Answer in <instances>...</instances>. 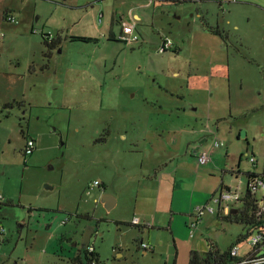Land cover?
Returning <instances> with one entry per match:
<instances>
[{
  "label": "rangeland",
  "instance_id": "1",
  "mask_svg": "<svg viewBox=\"0 0 264 264\" xmlns=\"http://www.w3.org/2000/svg\"><path fill=\"white\" fill-rule=\"evenodd\" d=\"M125 26L137 41L120 40ZM167 38L173 48L160 53ZM174 143L190 144L193 162L171 168L184 181L175 210L222 187L245 194L246 173L264 175V0H0V264H74L88 228L102 264L248 255V239L236 246L246 226L218 214L193 236L184 215L172 229L130 224V176L153 182L139 208L154 207ZM201 166L195 195L189 176ZM104 193L119 204L107 210Z\"/></svg>",
  "mask_w": 264,
  "mask_h": 264
},
{
  "label": "built area",
  "instance_id": "2",
  "mask_svg": "<svg viewBox=\"0 0 264 264\" xmlns=\"http://www.w3.org/2000/svg\"><path fill=\"white\" fill-rule=\"evenodd\" d=\"M9 22H14L13 18L8 17ZM120 40L126 42H135L138 40L137 36L134 35V27L132 26H125L123 29V34L120 37ZM173 48V42L171 39L167 38L163 40L162 46L159 48L160 53H165L170 51ZM208 133L213 134L212 132L208 131ZM215 135V133H214ZM221 143L219 140H216L215 146H220ZM36 149L35 139L28 136L27 139V147L26 153L32 154ZM213 156V150L207 151L202 155L198 156L199 165H206L208 164ZM254 161V160H252ZM97 184V182H96ZM242 190L239 189L238 191H232L229 188H222L220 195L213 197L211 201L202 206H198L195 209L196 218L188 224L190 229L191 235L193 236L195 231L198 228V224L200 220L206 215H215L218 214L220 217L229 216L232 214L233 210H237V213L243 210L246 206L245 200L248 194H252L256 196V203L259 208V213L257 217H261L262 213H264V194L259 199L258 192L264 191V175H259L257 178L252 180H248V187L247 192L243 194ZM212 202V203H211ZM239 206L238 208L236 207ZM263 216V215H262ZM261 222V223H260ZM260 226L258 225V229H252L251 234L248 236V244L251 247V251L246 256H241L239 247L233 248L230 255L232 260L225 264H264V218L260 220ZM143 224L138 219L133 221V225L138 226ZM251 228V226H250ZM246 239V240H247ZM245 240V241H246ZM90 252H94L95 248L90 247Z\"/></svg>",
  "mask_w": 264,
  "mask_h": 264
},
{
  "label": "crops",
  "instance_id": "3",
  "mask_svg": "<svg viewBox=\"0 0 264 264\" xmlns=\"http://www.w3.org/2000/svg\"><path fill=\"white\" fill-rule=\"evenodd\" d=\"M136 17L137 16H135V18ZM201 133H203V134H201V138H200L201 147H199L198 150H200V152H201L200 154L202 155L203 153H205L204 152V145L206 142V137L204 136V132H201ZM190 146L191 145L189 144V145H187V147H186V145L184 147H178L177 144L174 143L171 145V149L166 152L165 157L162 159V160H164V161H162V165L165 167V170L163 171V176H162V178L158 184L155 183V185L157 186V189H158V196H157L156 205L154 207H149L147 209V211H145V210L141 211V209L139 207H142L145 203H147L146 186H147L148 182L151 183L152 181L149 180V177H145V176H137V175L130 176V179L135 178L137 181V185L131 184V186L133 185L132 186V194L135 193L136 197L134 200H131L132 195H130L129 198L131 201L130 203L131 204L135 203V205H136V207L132 213V215H133L132 222L134 220L138 219L140 222L143 223V224L137 226L139 229H142V228L144 229L146 227H150V225H152L153 227L160 228V229H162V228L165 229V228H167L166 227L167 224H168V227H170L172 229L175 216L184 215V218H185L184 222H186L188 224L190 223V221H192L196 218L195 209H196L197 205L198 204H204V202L206 201V200H204V192L201 194L200 200L197 203H195L193 201V205L188 207V209H179V210L174 209L175 201L177 200V194H178L179 190H181V186L183 185L184 181H183V179H180L181 176L179 175V170L181 168L177 167V169H175L174 172H172L171 168H173L175 166H180L182 163L183 164L185 163L188 165L193 163L192 161H190L192 159L188 155L189 152H192V151H190V149H191ZM196 154L197 153H195V155ZM200 154L198 156H200ZM207 166L199 167L200 173L198 175H196V176L190 175L189 176V178L191 180H195L194 181V187H195L194 188V194L195 195H196V193H198V183L204 181V178L201 177L202 176V170L203 171L206 170ZM137 178H138V180H137ZM173 183H174V185H172ZM177 183L179 185H176ZM166 193H170V195H171V204L172 205H171L170 209H167L161 205V198ZM106 194H110V193H104L103 197ZM116 196H117V199H116L115 206H117L120 202L119 196L118 195H116ZM210 200L208 202L206 201L205 204H208L210 202ZM203 218L200 220L198 227L204 226V222L202 221ZM130 224H133V223H130Z\"/></svg>",
  "mask_w": 264,
  "mask_h": 264
},
{
  "label": "trees",
  "instance_id": "4",
  "mask_svg": "<svg viewBox=\"0 0 264 264\" xmlns=\"http://www.w3.org/2000/svg\"><path fill=\"white\" fill-rule=\"evenodd\" d=\"M110 40H113V38H111ZM43 41L49 47L50 46L54 47L56 45V42L51 40L48 35H43ZM73 41L88 42L86 39H83V38H76V39L74 38ZM32 154H27L25 152V156L32 155ZM238 172L241 173L240 171ZM246 175H247V180H252L254 178H257L258 176L257 173H251V172L246 173ZM256 201H257L256 196L252 194H248L245 200L246 206L243 210L239 211L237 214H230L229 216H225V217L219 216L226 222L240 223L246 226L245 227L246 234L242 235L238 239L236 246H238V244L240 243L245 242L249 234H251L252 229H258L257 226L258 225L260 226V223H261L260 220L264 218V213H262L263 216L261 215V217H257L259 213V208H258ZM89 248L90 247H87V248L84 247L83 254H80L75 258L74 264H102L100 255L96 253V251L90 252ZM233 248H231L226 253H223L218 249L212 248L206 255H202L201 253L194 251L190 255V264H225L232 260L230 253L233 250Z\"/></svg>",
  "mask_w": 264,
  "mask_h": 264
},
{
  "label": "water",
  "instance_id": "5",
  "mask_svg": "<svg viewBox=\"0 0 264 264\" xmlns=\"http://www.w3.org/2000/svg\"><path fill=\"white\" fill-rule=\"evenodd\" d=\"M102 203L105 205L107 210H111L115 206L116 199L112 195L106 194L102 199ZM232 214H237V210L236 209L233 210ZM93 232L94 231L92 229H90V228L87 229V231L84 235L83 241H82L83 247H86V248L89 247Z\"/></svg>",
  "mask_w": 264,
  "mask_h": 264
},
{
  "label": "flooded vegetation",
  "instance_id": "6",
  "mask_svg": "<svg viewBox=\"0 0 264 264\" xmlns=\"http://www.w3.org/2000/svg\"><path fill=\"white\" fill-rule=\"evenodd\" d=\"M90 247V246H89Z\"/></svg>",
  "mask_w": 264,
  "mask_h": 264
}]
</instances>
